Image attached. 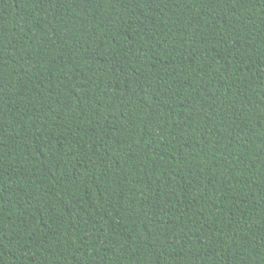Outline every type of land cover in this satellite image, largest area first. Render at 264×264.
Here are the masks:
<instances>
[{"label":"trees","instance_id":"trees-1","mask_svg":"<svg viewBox=\"0 0 264 264\" xmlns=\"http://www.w3.org/2000/svg\"><path fill=\"white\" fill-rule=\"evenodd\" d=\"M0 264H264V0H0Z\"/></svg>","mask_w":264,"mask_h":264}]
</instances>
